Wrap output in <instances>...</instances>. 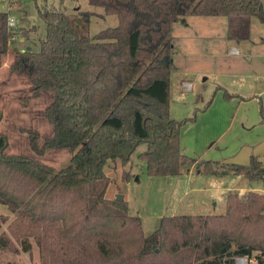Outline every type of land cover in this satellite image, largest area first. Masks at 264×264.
<instances>
[{
	"label": "trees",
	"instance_id": "1",
	"mask_svg": "<svg viewBox=\"0 0 264 264\" xmlns=\"http://www.w3.org/2000/svg\"><path fill=\"white\" fill-rule=\"evenodd\" d=\"M116 27L95 37L82 34L72 19L51 6L39 15L46 26L41 51L13 50L9 14L0 1V69L12 56L10 73L29 85L31 103L53 95L44 116L53 134L44 141L25 130L32 155L10 154L8 135L0 131V251L32 255L41 264H235L238 257L264 264V195L245 198L230 193L221 215L165 216L146 236L139 216L126 201L106 198L109 162L126 166L137 148L154 178L178 177L196 160L181 150L182 121L170 113L171 76L176 66L170 37L181 16L225 17L228 39L247 41L251 20L264 23L261 0H89ZM88 29L92 14L80 12ZM36 28L21 29L29 39ZM21 36V35H20ZM233 96L226 94L230 100ZM210 104L204 109H208ZM4 111L0 109V125ZM264 122V117L263 120ZM51 151H64L68 164L56 170L43 162ZM206 176L233 174L251 183L264 181V164L252 156L248 165L201 161ZM131 180L129 172L123 181ZM8 223L11 235L2 231ZM1 264V263H0ZM13 264V263H7Z\"/></svg>",
	"mask_w": 264,
	"mask_h": 264
},
{
	"label": "rangeland",
	"instance_id": "2",
	"mask_svg": "<svg viewBox=\"0 0 264 264\" xmlns=\"http://www.w3.org/2000/svg\"><path fill=\"white\" fill-rule=\"evenodd\" d=\"M261 1L264 5V0ZM51 6L68 15L82 34H89L92 38L119 24L117 16L106 15L102 8L90 5L89 0H21L5 11L18 22V29L29 31L36 28L37 32L31 33L29 39L19 34L17 41H11L13 50L41 51V42L46 39V26L39 11L46 13ZM80 12L92 14L88 29L82 23ZM170 40L176 66L171 76V117L182 121L196 116L195 121L182 129L183 153L205 162L215 160L239 165H248L251 157L255 156L264 164V23L253 18L250 39L236 45L228 39L227 18L187 14L173 25ZM233 46L239 52L235 53ZM7 86L4 88L7 92L0 90V109L4 107L1 109L4 122L0 131L10 139V154L32 155L25 130L37 131L43 141L53 134L44 116L53 95L46 93L31 103H23L22 98L30 95L27 80L13 76ZM227 93L233 96L230 99L232 108L225 103L230 102L226 98ZM209 104L212 107L203 111ZM216 141L220 144L209 149ZM145 150L146 145H140L126 166L121 161L109 162L105 174L110 179L106 198L113 201L123 196V201L129 204L130 214L141 218L146 236L158 229L165 216L226 213L223 198L226 187L231 188L232 193H240L247 187L264 189V183H251L243 176L230 173L220 180L206 175L150 177L146 163L139 159ZM42 160L60 170L68 164L70 156L64 151H51ZM200 162L196 160L186 168L196 173ZM125 172L131 175V180L126 182L123 181ZM219 188L223 192H219ZM211 196L214 197L212 203L198 208L201 198ZM8 215H11L9 208L0 203V216ZM11 216L13 220L15 216ZM2 231L11 235L8 223L3 225ZM11 238L20 252L0 251L1 264H41L39 248L33 241L30 256L21 251L19 242L12 235Z\"/></svg>",
	"mask_w": 264,
	"mask_h": 264
},
{
	"label": "crops",
	"instance_id": "3",
	"mask_svg": "<svg viewBox=\"0 0 264 264\" xmlns=\"http://www.w3.org/2000/svg\"><path fill=\"white\" fill-rule=\"evenodd\" d=\"M4 8V9H3ZM1 10H3L4 12H7L8 13V8L7 7H5V5H3V6H1ZM5 10H8V11H5ZM9 14V13H8ZM22 28H19V31L21 30ZM248 41V40H247ZM231 43H234V44H236V45H240V44H244V42H246V41H230ZM233 44V45H234ZM233 48H235L234 49V52L235 53H237V52H239L238 50H237V47H235V46H233ZM13 49V48H12ZM21 51H24V50H21ZM11 62H12V56L11 55H8L7 57H6V61H5V63H4V65H3V67L0 69V90H3L4 92H7L5 89L8 87L7 86V83L9 82V80H10V78H13V76H15V75H12L11 73H10V64H11ZM5 88V89H4ZM191 89V87L188 89V90H190ZM234 99V98H233ZM243 100L244 99H242L241 101L243 102ZM230 102H225L226 103V105L228 106V107H230V108H232V104H233V101H231V100H229ZM238 105V104H237ZM211 106V105H210ZM212 107V106H211ZM211 107H209V109L211 108ZM239 108H240V104H239ZM1 109L3 110L4 109V107L2 106L1 107ZM209 109H207V111L209 110ZM233 111H234V109H233ZM238 111V110H237ZM232 116V115H231ZM235 116H236V113H235V115L233 114V119L235 118ZM4 122V121H3ZM2 122V123H3ZM2 123H1V125H2ZM1 125H0V129H1ZM50 137V136H49ZM220 144V142L219 141H216V142H214L211 146H210V148L209 149H212V148H215V147H217L218 145ZM181 150H182V148H181ZM182 153H183V150H182ZM184 154V153H183ZM185 156H187L186 154H184ZM194 160H197V161H203V160H201V159H194ZM213 161H215V160H213ZM219 162V161H218ZM185 170L186 171H184L183 170V173H182V175L181 176H178V177H183V176H188L189 178L190 177H194L195 175L196 176H200V175H203L201 172H199V171H196V173H194L193 171H191V169L190 168H185ZM228 174H223L222 176H207L208 178H210V179H217V180H220L223 176H227ZM255 183H258V182H255ZM259 183H264V181H259ZM194 191H200V190H198V189H194ZM216 191V190H215ZM219 192H223V189H221V188H219ZM233 191H231V188H224V192L223 193H225V195H224V203H225V212H226V200H227V196L230 194V193H232ZM235 192V191H234ZM250 192H256V193H260V194H263L264 195V189L263 188H260V187H257V188H252V187H247L246 189H243L240 193L238 192V194H239V196L241 197V198H245ZM187 194V193H186ZM189 194V193H188ZM187 194V195H188ZM214 201V197H208V198H201V200L199 201V207L198 208H204L205 206H207V205H209V203H212ZM217 205V203H215V205L214 206H216ZM225 214V213H224ZM12 215V214H11ZM11 215H8V216H10V217H12ZM194 215H208V214H194ZM209 215H216V214H209ZM174 216V215H173Z\"/></svg>",
	"mask_w": 264,
	"mask_h": 264
},
{
	"label": "built area",
	"instance_id": "4",
	"mask_svg": "<svg viewBox=\"0 0 264 264\" xmlns=\"http://www.w3.org/2000/svg\"><path fill=\"white\" fill-rule=\"evenodd\" d=\"M2 1L7 8L9 9L10 6H14L18 3H20L21 0H0ZM8 28L13 33V36L11 38V41H17L19 39V29H18V22L14 20L13 18L8 17ZM235 264H257V261L254 258H248V257H238L235 260Z\"/></svg>",
	"mask_w": 264,
	"mask_h": 264
},
{
	"label": "water",
	"instance_id": "5",
	"mask_svg": "<svg viewBox=\"0 0 264 264\" xmlns=\"http://www.w3.org/2000/svg\"><path fill=\"white\" fill-rule=\"evenodd\" d=\"M123 199H124L123 196H119L117 201H123Z\"/></svg>",
	"mask_w": 264,
	"mask_h": 264
}]
</instances>
